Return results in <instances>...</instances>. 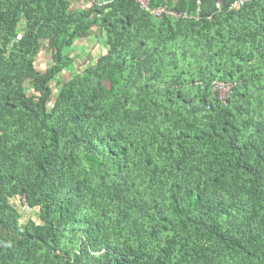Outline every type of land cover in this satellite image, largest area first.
I'll list each match as a JSON object with an SVG mask.
<instances>
[{
	"label": "trees",
	"instance_id": "obj_1",
	"mask_svg": "<svg viewBox=\"0 0 264 264\" xmlns=\"http://www.w3.org/2000/svg\"><path fill=\"white\" fill-rule=\"evenodd\" d=\"M234 1L0 0V264H264V0Z\"/></svg>",
	"mask_w": 264,
	"mask_h": 264
},
{
	"label": "crops",
	"instance_id": "obj_2",
	"mask_svg": "<svg viewBox=\"0 0 264 264\" xmlns=\"http://www.w3.org/2000/svg\"><path fill=\"white\" fill-rule=\"evenodd\" d=\"M73 2H74V4H73L74 9H77V7H84L86 5V0H73ZM94 42H95V40H94L93 36H91L89 38H87V37L81 38V39H78L76 41V44L72 50L73 52L71 54L75 55L77 57V63L78 64L87 66V65L91 64L96 59V58H94V56L96 54L95 53L92 54L93 51H91V50L93 49V47H95L96 48L95 51H97V53H100L101 50L103 49V47L94 46L93 45V44H95ZM101 43L102 42L100 41V44ZM44 47H46V46H43V48ZM44 53H49V51L45 50ZM50 57H51V55H50ZM17 204H18V207H20V209L23 210L22 203L19 202Z\"/></svg>",
	"mask_w": 264,
	"mask_h": 264
},
{
	"label": "built area",
	"instance_id": "obj_3",
	"mask_svg": "<svg viewBox=\"0 0 264 264\" xmlns=\"http://www.w3.org/2000/svg\"><path fill=\"white\" fill-rule=\"evenodd\" d=\"M139 2V4L141 5V8L144 10H147L149 12H152L154 14L155 17L162 19L164 16H170L172 18L178 19V18H183V19H187L188 16L186 13H182V14H178L177 12L174 11H169L166 9V7H159L156 9L152 8V0H137ZM245 0H241L239 2H235L231 9H238L241 6L244 5ZM219 7H221V4L217 5ZM216 91L220 93L221 97L223 100H225L231 91V85L229 84H225V83H221V82H217L216 83V87H215Z\"/></svg>",
	"mask_w": 264,
	"mask_h": 264
},
{
	"label": "rangeland",
	"instance_id": "obj_4",
	"mask_svg": "<svg viewBox=\"0 0 264 264\" xmlns=\"http://www.w3.org/2000/svg\"><path fill=\"white\" fill-rule=\"evenodd\" d=\"M94 40L96 41L97 39L96 38H94ZM45 50H48L46 47H44L43 48V50H42V52L40 53V55L38 56V58H37V61H36V66H37V68L39 69V70H46V69H48V67H49V64H50V60H52V57H50V51H49V53H44V51ZM73 51L71 50V53H72ZM74 54V53H73ZM92 54H94V52H92ZM77 67H78V70H82V68L84 67V65H81V64H78L77 63ZM56 84L58 85V84H60V82H56ZM19 202H20V200H19ZM18 202V203H19ZM35 216V215H34Z\"/></svg>",
	"mask_w": 264,
	"mask_h": 264
},
{
	"label": "clouds",
	"instance_id": "obj_5",
	"mask_svg": "<svg viewBox=\"0 0 264 264\" xmlns=\"http://www.w3.org/2000/svg\"><path fill=\"white\" fill-rule=\"evenodd\" d=\"M239 1H241V0H236V1H234L232 4H231V6H230V9H231V7H232V5L235 3V2H239ZM249 0H245V2H244V5L248 2ZM152 2H153V0H152ZM219 4H221V7H219V6H217V8H219V9H221L222 8V6H223V2H217V5H219ZM243 5V6H244ZM243 6H241V7H243ZM240 7V8H241ZM152 8H153V6H152ZM157 8H159V7H157ZM153 9H156V8H153ZM239 9V8H238ZM231 10H237V9H231ZM172 11H174V10H172ZM174 12H176V11H174ZM178 13V12H177ZM186 14H187V16H188V14L189 13H187V12H185ZM178 14H182V13H178ZM168 17H170V16H168ZM172 18V17H171ZM175 19V18H174ZM188 19V18H187ZM106 48V47H105ZM103 50V49H102ZM101 50V51H102ZM217 82H221V83H225V84H229V85H231V90H232V88H233V84L231 83V82H224V81H219V80H217V81H215L214 82V91H216V89H215V87H216V83ZM230 93H231V91H230ZM220 94V93H219ZM230 95V94H229ZM229 97V96H228ZM227 97V98H228ZM220 98H221V100H223L222 99V97H221V95H220ZM227 98L225 99V100H223V101H226L227 100ZM24 204H25V199H22V208H24ZM26 209H28V208H26Z\"/></svg>",
	"mask_w": 264,
	"mask_h": 264
}]
</instances>
